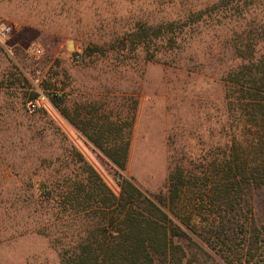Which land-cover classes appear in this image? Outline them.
<instances>
[{
  "label": "rangeland",
  "instance_id": "374dc122",
  "mask_svg": "<svg viewBox=\"0 0 264 264\" xmlns=\"http://www.w3.org/2000/svg\"><path fill=\"white\" fill-rule=\"evenodd\" d=\"M217 1L6 0L0 19L13 25L16 48L9 56L0 45V264H63L55 240L82 225L63 210L64 194L90 187L89 167L116 194L127 178L164 199L176 166L204 178L210 161L220 163L237 130L226 119V75L239 64L227 35L235 24L207 22L209 32L186 38L179 54L147 52L136 38L146 24ZM33 43L41 56L29 53ZM76 52L82 61L72 60ZM41 91L50 104L28 113L24 102ZM126 142L122 168L106 149ZM187 179V189L203 184ZM253 196L261 220L260 192ZM195 211L185 196L176 206L181 219L168 213L204 232L212 216Z\"/></svg>",
  "mask_w": 264,
  "mask_h": 264
},
{
  "label": "trees",
  "instance_id": "16d2710c",
  "mask_svg": "<svg viewBox=\"0 0 264 264\" xmlns=\"http://www.w3.org/2000/svg\"><path fill=\"white\" fill-rule=\"evenodd\" d=\"M213 21L236 26L227 35L239 64L226 75V119L237 125L234 145L220 163L207 164L204 178L176 166L164 199L148 196L127 178L116 194L89 167L90 187L77 185L64 194L63 210L82 225L55 240L63 264H205L209 258L214 264H250L254 259L264 264V215L258 219L252 202L259 191L258 205L264 206V0H219L182 18L146 24L136 38L147 52L157 47L164 54H179L186 38L206 34V23ZM53 104L58 106V99ZM127 147V142L115 144L106 152L124 168ZM189 176L203 184L187 189ZM185 196L197 215L207 209L212 216L204 232L169 216L168 211L181 219L176 206ZM242 207L247 213L240 225Z\"/></svg>",
  "mask_w": 264,
  "mask_h": 264
},
{
  "label": "built area",
  "instance_id": "2783aa9c",
  "mask_svg": "<svg viewBox=\"0 0 264 264\" xmlns=\"http://www.w3.org/2000/svg\"><path fill=\"white\" fill-rule=\"evenodd\" d=\"M13 25L0 19V45L5 49L9 55H13V50L8 44L11 35L13 33ZM28 51L33 56H41L44 52L42 45L38 43H33L29 46ZM84 59L83 55L80 53H75L72 56V60L80 62ZM50 97L47 93L41 91L35 97L29 98L24 102V109L28 113H36L47 108L50 104Z\"/></svg>",
  "mask_w": 264,
  "mask_h": 264
},
{
  "label": "crops",
  "instance_id": "0c3cea01",
  "mask_svg": "<svg viewBox=\"0 0 264 264\" xmlns=\"http://www.w3.org/2000/svg\"><path fill=\"white\" fill-rule=\"evenodd\" d=\"M4 3H6V0H0V12H1V8H2V6H5ZM8 44L11 46L12 50L16 48V44H12V45H11L9 42H8ZM2 49L5 51L4 48H2ZM5 52H6V51H5ZM6 53H7V52H6ZM8 55H9V54H8ZM9 56H10V55H9Z\"/></svg>",
  "mask_w": 264,
  "mask_h": 264
}]
</instances>
